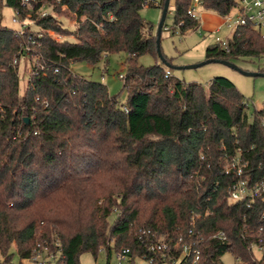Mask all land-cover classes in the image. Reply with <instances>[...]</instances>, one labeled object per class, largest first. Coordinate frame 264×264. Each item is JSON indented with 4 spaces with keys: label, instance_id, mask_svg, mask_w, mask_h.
Listing matches in <instances>:
<instances>
[{
    "label": "trees",
    "instance_id": "obj_1",
    "mask_svg": "<svg viewBox=\"0 0 264 264\" xmlns=\"http://www.w3.org/2000/svg\"><path fill=\"white\" fill-rule=\"evenodd\" d=\"M0 1L36 27L17 38L0 15V264L11 260L12 246L29 259L39 237L61 241L63 264H80L84 253L96 260L101 250L109 259L124 248L134 264L150 257L137 229L189 239L194 214L203 237L200 264H223L226 253L234 264H264V253L251 248L254 241L264 245V202L229 203L233 177L224 172L226 159L241 153L247 175L264 177V106L250 117L247 99L226 77L205 86L166 76L171 68L158 54L156 26L141 14L146 6L163 8L165 0H35L32 8ZM48 2L74 13L77 29L41 17ZM203 2L205 10L225 15L238 0ZM191 4L174 0L173 30L183 35L201 25L188 14ZM49 30L71 32L75 40L59 41ZM29 37L36 43L21 91L14 59L21 42L32 44ZM228 49L214 42L206 59L262 58L264 37L242 26ZM122 51L129 55L126 103L71 69ZM145 54L157 62L141 64ZM220 231L225 239L215 237Z\"/></svg>",
    "mask_w": 264,
    "mask_h": 264
},
{
    "label": "rangeland",
    "instance_id": "obj_2",
    "mask_svg": "<svg viewBox=\"0 0 264 264\" xmlns=\"http://www.w3.org/2000/svg\"><path fill=\"white\" fill-rule=\"evenodd\" d=\"M1 3V1H0ZM38 12L41 17L52 15L60 21L63 26L70 31H75L78 27V21L74 13L69 11L65 6H59L57 3H45ZM174 2L171 3L173 8ZM143 18L151 22L154 26L159 24L162 15L160 7H144L141 11ZM0 15L2 23L11 28H17L18 25L13 22V17L16 12L13 8L6 6L5 1L0 8ZM32 28L35 27V21L27 20ZM166 27L163 28L161 37V47L164 55L171 59L174 66H188L198 64L206 60L207 46L214 43L215 36L219 35L225 37L231 35L232 31L225 27L221 32H208L203 28L189 31L185 35L181 33L179 28L175 31L173 13L169 12L166 19ZM48 34L59 41L75 40L74 34L59 33L55 30H49ZM128 53L122 51L110 55H104L103 59L97 64H89L85 61L76 62L71 65L74 73L84 77L90 81L101 82L108 86L109 92L113 96H117L120 104L126 103L128 93L123 90L124 79L120 75L126 74V62ZM139 62L145 66L155 64L157 58L150 54H145L139 57ZM241 69L250 72H257L264 68V57H243L235 59ZM31 63L28 57H24L19 63V78L20 88L24 91L31 73ZM172 75L185 80L186 82H199L208 86L209 82L216 77H226L231 80L245 96L248 101L247 112L251 114L255 109H261L264 106V76H251L242 73L240 70L230 67L219 62H211L195 68H172ZM104 200L100 199L99 204H103ZM116 219V214L110 217L112 224ZM10 252L13 254L11 260L3 264H33L30 259H21L17 253L16 247L12 246ZM1 258V256H0ZM116 255L112 252L108 259L107 252L101 250L98 258L95 260L91 253H84L80 256V264H114L116 262ZM235 258L226 253L222 257L223 264H234ZM134 264H150L147 260L137 257Z\"/></svg>",
    "mask_w": 264,
    "mask_h": 264
},
{
    "label": "built area",
    "instance_id": "obj_3",
    "mask_svg": "<svg viewBox=\"0 0 264 264\" xmlns=\"http://www.w3.org/2000/svg\"><path fill=\"white\" fill-rule=\"evenodd\" d=\"M34 1L21 0V3L23 6L32 8ZM203 3V0H192L188 14L194 19L200 20L201 11L204 9ZM222 19L223 23L217 28V33L221 31L222 26H225L232 31V34L225 37L216 35L215 42L221 43L227 51L229 50L228 44L230 39L233 37L235 31L242 26L255 29L264 37V0H238L235 7L229 13L222 15ZM27 20L22 19L16 12V16L13 17V22L18 25L17 28H14L15 37L24 38L27 28L30 27ZM164 28L169 30L166 25ZM29 38L32 44L29 41L21 42V47L14 59L15 64H19L22 58L27 57L33 51L32 45L36 41L32 37ZM166 76H172V71L167 70ZM120 77L124 79L125 75L121 74ZM248 165L249 161L244 159L241 153L225 161L224 172L233 177V181L228 187L227 196L231 204L247 202V206L251 207L252 203L257 199L264 202V177L252 179L250 175L248 176L246 170ZM197 217L198 215L195 214L192 216V227L188 231L189 239H184L183 236L177 239L167 238L164 235H159L156 231L144 227L137 229L136 235L138 239L146 243L150 253V257L146 258L144 256L141 258L147 260L150 264H200L202 252L199 245L203 237L198 231H195ZM259 231L263 232L264 226H261ZM215 237L220 239L226 238L222 231L216 233ZM251 248L256 254L261 255L264 253V245L260 242H252ZM63 255V245L59 239L49 240L48 238L39 237L33 246L29 259L33 264H63ZM115 255L117 260L114 264H129L131 250L124 248L122 251L115 253Z\"/></svg>",
    "mask_w": 264,
    "mask_h": 264
},
{
    "label": "water",
    "instance_id": "obj_4",
    "mask_svg": "<svg viewBox=\"0 0 264 264\" xmlns=\"http://www.w3.org/2000/svg\"><path fill=\"white\" fill-rule=\"evenodd\" d=\"M170 3L171 0H165L163 9H162V15H161V19L159 21V24L157 26V51L158 54L161 58V60L165 63L166 66L175 69H182V68H195V67H199L202 65H205L207 63H211V62H219V63H223L226 64L230 67H233L235 69L240 70L242 73L246 74V75H251V76H264V72L261 71H257V72H250V71H245L243 69H241L237 64H235L234 62L230 61V60H223V59H216V58H208L205 61L198 63V64H193V65H188V66H174L172 63L168 62L167 59L164 57L163 52L161 50V37H162V31L167 19V15L169 12V7H170ZM28 121V119H27Z\"/></svg>",
    "mask_w": 264,
    "mask_h": 264
},
{
    "label": "crops",
    "instance_id": "obj_5",
    "mask_svg": "<svg viewBox=\"0 0 264 264\" xmlns=\"http://www.w3.org/2000/svg\"><path fill=\"white\" fill-rule=\"evenodd\" d=\"M157 1H158V3L161 2V0H157ZM172 1L174 2V0H171V3H172ZM171 3H170V7H169V12L172 13L173 8H171ZM161 9H163V8H161ZM200 23H201L200 28H203L208 32H216L217 33V28L220 25H222V23H223L222 15H220L219 13H217L215 11L203 9L201 11ZM224 28H225V26H222L221 31ZM214 42H215V40H214Z\"/></svg>",
    "mask_w": 264,
    "mask_h": 264
}]
</instances>
